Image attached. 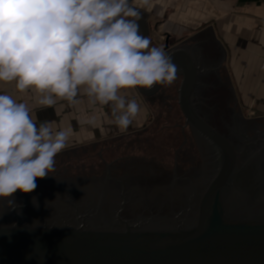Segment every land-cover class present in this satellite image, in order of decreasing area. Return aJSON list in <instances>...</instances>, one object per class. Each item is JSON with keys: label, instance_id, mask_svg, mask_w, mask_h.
Masks as SVG:
<instances>
[{"label": "water", "instance_id": "obj_1", "mask_svg": "<svg viewBox=\"0 0 264 264\" xmlns=\"http://www.w3.org/2000/svg\"><path fill=\"white\" fill-rule=\"evenodd\" d=\"M168 54L182 77L180 109L198 135L170 164L125 158L101 177L50 176L32 193L17 191L16 210L0 203V264H264V153L253 157L264 119L211 126L194 102L200 67L182 48ZM162 87L137 90L151 98ZM242 164L251 168L245 177Z\"/></svg>", "mask_w": 264, "mask_h": 264}, {"label": "clouds", "instance_id": "obj_2", "mask_svg": "<svg viewBox=\"0 0 264 264\" xmlns=\"http://www.w3.org/2000/svg\"><path fill=\"white\" fill-rule=\"evenodd\" d=\"M140 19L133 0H0V82L38 93L40 109L58 100L78 105L83 95L108 106L113 125L126 131L142 109L122 90L170 86L178 72L165 49L141 34ZM70 135L0 93V203L16 210L14 194L32 193L55 171Z\"/></svg>", "mask_w": 264, "mask_h": 264}, {"label": "rangeland", "instance_id": "obj_3", "mask_svg": "<svg viewBox=\"0 0 264 264\" xmlns=\"http://www.w3.org/2000/svg\"><path fill=\"white\" fill-rule=\"evenodd\" d=\"M171 0H161L162 4H170ZM133 5L140 10L139 1ZM150 7L156 10L155 0H149ZM142 6L141 11L146 10ZM147 9V8H146ZM151 33V46L164 48V42L171 38L170 46L176 45L186 38L188 31L179 37L171 30V8L160 14L148 16ZM180 38V39H179ZM226 73L205 74L201 78L199 95L195 106L200 115L214 128L224 126L240 119L253 121L264 119V111L250 110L241 96L235 95ZM182 77L177 76L170 86H163L154 97L147 98L133 89L144 102L146 113L143 122H133L126 131H120L112 122H58L59 115H75V111H35L32 100L38 95L28 91L18 92L13 83L0 82V93L7 92L18 102H23L32 112L33 118L43 122H52L54 129H71L67 147L55 157V171L50 173L52 180L64 181L86 177H101L103 172L114 162L125 158H148L161 164H170L176 160V152L182 148L186 137L198 135L187 123L178 102V91ZM38 106V105H37ZM91 114V112H88ZM48 176V177H50Z\"/></svg>", "mask_w": 264, "mask_h": 264}, {"label": "crops", "instance_id": "obj_4", "mask_svg": "<svg viewBox=\"0 0 264 264\" xmlns=\"http://www.w3.org/2000/svg\"><path fill=\"white\" fill-rule=\"evenodd\" d=\"M160 4L161 0H155L156 10L146 5L143 8L145 13L140 5L141 19L146 22L149 39L148 16L166 12L170 7V31L179 37L186 31L188 35L173 46H170L171 38L168 37L164 42L165 51L166 48L167 53L177 48L186 50L200 67V82L205 74L221 76L226 73L232 92L241 96L243 104L250 110L264 111V0H171L170 4H162L161 7ZM10 86L14 88L15 83ZM28 92L38 95L32 90ZM135 93L138 92L133 89L122 90L128 99L134 98L141 105L142 111L134 122H143L146 108ZM32 101L35 111L76 112L66 118L60 114L58 122H112L108 106L90 105L83 95L80 96V103L74 106L58 100L54 108L40 109L36 100Z\"/></svg>", "mask_w": 264, "mask_h": 264}, {"label": "flooded vegetation", "instance_id": "obj_5", "mask_svg": "<svg viewBox=\"0 0 264 264\" xmlns=\"http://www.w3.org/2000/svg\"><path fill=\"white\" fill-rule=\"evenodd\" d=\"M198 91H199V89H198ZM201 137V136H200ZM226 137V136H225ZM260 137H263L264 138V134L263 135H260ZM229 139V138H228ZM230 140V139H229ZM203 141H207L206 139H204L203 138ZM231 141V140H230ZM253 143V142H252ZM249 144H250V142H249ZM244 146H249L248 145V143L246 144V142H245V145ZM253 146H255V148H257L258 146H259V148L260 149H258V151H261V152H257L256 153V155L255 156H253V157H261V155H263V153H264V140H257L256 142H254L253 143ZM242 150H243V148H241V151L240 150H238L239 151V153H240V155H241V153H242ZM263 152V153H262ZM218 153V152H217ZM218 155H219V153H218ZM220 157V156H219ZM249 170H251V168H250V166H248L247 164L245 165V164H242V167H241V169H240V174H242V176H247L248 175V171ZM239 182H241L240 181V176H239ZM241 185L243 184L242 182L240 183ZM247 191H249V190H247ZM243 197V196H242ZM247 199V200H246ZM245 200L248 202V200L250 201V202H252L251 200H250V198H246ZM124 211V210H123ZM123 217V216H122Z\"/></svg>", "mask_w": 264, "mask_h": 264}]
</instances>
